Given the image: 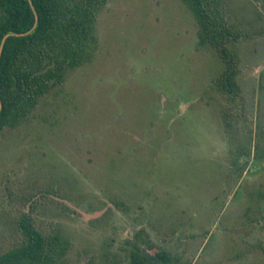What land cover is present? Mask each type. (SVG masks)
Returning <instances> with one entry per match:
<instances>
[{
	"label": "rangeland",
	"instance_id": "obj_1",
	"mask_svg": "<svg viewBox=\"0 0 264 264\" xmlns=\"http://www.w3.org/2000/svg\"><path fill=\"white\" fill-rule=\"evenodd\" d=\"M221 3L240 33L231 94L184 0L99 10L93 60L0 134V253L27 213L67 239L58 264H129L141 228L180 264H264V0Z\"/></svg>",
	"mask_w": 264,
	"mask_h": 264
},
{
	"label": "trees",
	"instance_id": "obj_2",
	"mask_svg": "<svg viewBox=\"0 0 264 264\" xmlns=\"http://www.w3.org/2000/svg\"><path fill=\"white\" fill-rule=\"evenodd\" d=\"M107 1L0 0V49L6 33H25L9 36L1 51L0 134L27 118L40 98L64 81L67 69L93 60L100 45L98 13ZM184 1L198 20L199 42L213 46L224 61L218 81L221 88L236 92L237 58L230 43L238 41L240 33L228 22L221 0ZM244 155L249 158L251 147L238 149L237 159ZM19 226L25 241L0 253V264L59 263L68 247L61 233H44L27 213ZM127 243L131 245L129 264L181 263L177 254L156 243L144 228Z\"/></svg>",
	"mask_w": 264,
	"mask_h": 264
},
{
	"label": "water",
	"instance_id": "obj_3",
	"mask_svg": "<svg viewBox=\"0 0 264 264\" xmlns=\"http://www.w3.org/2000/svg\"><path fill=\"white\" fill-rule=\"evenodd\" d=\"M31 1V0H30ZM32 3V2H31ZM35 14H36V19L38 20L39 16L37 14V12L35 11ZM25 33H6L5 36L3 37V40H2V45H1V49H0V56H1V51H2V47H3V44L4 42L6 41V39L11 36V35H23ZM2 106V102L0 100V107Z\"/></svg>",
	"mask_w": 264,
	"mask_h": 264
}]
</instances>
